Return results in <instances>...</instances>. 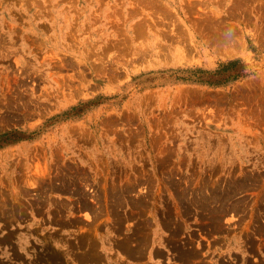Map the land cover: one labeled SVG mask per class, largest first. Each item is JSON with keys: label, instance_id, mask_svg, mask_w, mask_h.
<instances>
[{"label": "rangeland", "instance_id": "374dc122", "mask_svg": "<svg viewBox=\"0 0 264 264\" xmlns=\"http://www.w3.org/2000/svg\"><path fill=\"white\" fill-rule=\"evenodd\" d=\"M129 242L264 264V0H0V264Z\"/></svg>", "mask_w": 264, "mask_h": 264}, {"label": "crops", "instance_id": "0c3cea01", "mask_svg": "<svg viewBox=\"0 0 264 264\" xmlns=\"http://www.w3.org/2000/svg\"><path fill=\"white\" fill-rule=\"evenodd\" d=\"M129 244L131 245V243L129 242ZM132 246V245H131ZM133 249H136L137 252L134 253V251L130 250V249H126L124 246L122 247L123 248V252L124 254H126L127 256L129 257H134L136 256L135 258H137V264H159L158 261L155 259L157 256H155V258H148V257H144V254H145V250L143 251L142 248L143 247V244L138 242V244L136 246H132ZM154 247L151 249L149 248L148 250H153L151 253L155 254V255H158L159 253L157 251L154 252ZM149 253V251H148ZM90 260H94L93 262H95L96 264H100L101 260H99L98 258L96 257H90L88 258ZM145 259H151V261H145ZM128 262V261H127ZM103 262H101L102 264ZM123 264H128V263H123ZM161 264H169L166 262V260L164 262H162Z\"/></svg>", "mask_w": 264, "mask_h": 264}]
</instances>
